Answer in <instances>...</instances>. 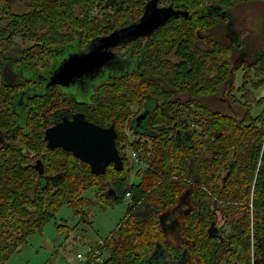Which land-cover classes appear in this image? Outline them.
<instances>
[{
	"label": "trees",
	"instance_id": "trees-1",
	"mask_svg": "<svg viewBox=\"0 0 264 264\" xmlns=\"http://www.w3.org/2000/svg\"><path fill=\"white\" fill-rule=\"evenodd\" d=\"M15 1L21 2L20 8L13 7ZM164 1L188 13L171 16L139 43V66L88 89L87 118L114 123L124 162L122 170L111 166L95 174L70 151L47 150L41 126L33 124V105L40 106L33 101L35 95L21 103L11 94L49 90L48 79L33 74L14 82L2 71L13 69L9 61L47 68L51 50L55 58L83 48L89 38L136 19L146 0H0V129H14L20 144H0V263L32 232L41 230L61 203L83 221L89 212L86 193L95 185L97 195L112 201L123 200L126 192L130 196L124 216L98 247L107 255L84 264H159L147 261L157 242L169 263L220 264L228 259L264 264V92L253 96L246 86L252 69L263 72L253 85L263 83L264 50L259 49L256 60L240 58L241 44L229 45L218 37L224 18L216 9L233 13L241 3L259 1L264 10V0ZM205 9L211 16L201 15ZM15 35L32 43L20 46ZM238 66L245 71L237 85ZM224 93L228 111L211 107L210 100ZM77 103L84 110L86 103ZM254 106L259 108L256 113ZM143 107L147 115L137 126L134 119ZM126 129H132L130 136ZM128 147L142 160L138 182L128 177ZM30 151L45 156L48 181L24 164ZM108 185L118 193L106 195ZM143 206H151V211L140 212ZM220 215L228 224L220 228L221 239L207 231ZM161 221L175 231L173 240L163 233Z\"/></svg>",
	"mask_w": 264,
	"mask_h": 264
},
{
	"label": "rangeland",
	"instance_id": "rangeland-1",
	"mask_svg": "<svg viewBox=\"0 0 264 264\" xmlns=\"http://www.w3.org/2000/svg\"><path fill=\"white\" fill-rule=\"evenodd\" d=\"M224 21L226 29L221 27L223 31L219 29L217 32L219 34L218 37L223 42L229 45L239 43V46L242 43L240 50L246 46L248 52L260 48L264 50V36L262 38V32L264 31V10L261 2L249 1L241 3L235 10V13L228 14L224 18ZM230 25L235 27L231 30L228 28ZM257 38H261V40L259 41ZM14 40L20 46L25 44L20 36L14 37ZM61 51L62 49H59L57 55ZM235 55L236 53L233 55V58ZM62 56H64V51L59 56L53 58L50 66L45 69L52 70L56 63L61 60ZM235 59L233 60L237 63ZM31 63H22L16 68L17 64L13 61L8 62V66L15 71V74L12 76L14 82L22 81L29 76L30 78L33 77V73H30L32 70L29 69V72L26 69L30 67ZM129 63H125L124 69L132 67L128 65ZM37 65L40 66L39 64ZM36 69H38L36 71H41L43 75L47 74L46 71H43V68ZM252 70L249 76H247L246 86L249 90H252L253 93L251 94L253 96H257L264 92V81L260 85L256 84V86L253 85L252 81L258 80L263 75V72L255 74ZM244 71L243 66L235 67L234 81L237 85L241 83ZM235 90V95L239 96L240 92ZM85 95H87L86 92ZM78 97L84 96L81 94ZM218 98L215 97L210 100L211 107L228 111L229 104H226L225 100L222 99L228 98L227 95L225 93L220 94ZM258 110L259 108L254 106L253 112L256 113ZM131 151H133V148L128 147L126 150L128 153ZM139 168L140 166L134 162L128 174L130 182H138L140 180V175L137 173ZM86 196L88 197V203L86 201L85 206L89 212L83 221L78 220V216L73 213V209L69 205L61 203L57 208L55 216L46 222L41 230L32 232L0 264H83L84 261L77 258V253L80 252L86 256L90 250L94 251L98 247L97 243L100 240L104 241L116 228L127 208L126 197L120 201H112L105 196H99L97 195L95 185L87 191ZM221 221L222 218H219L218 222L220 223ZM167 244L172 245L169 241H167ZM106 255L107 252L104 251L101 254V259ZM220 264H231V262L223 260Z\"/></svg>",
	"mask_w": 264,
	"mask_h": 264
},
{
	"label": "flooded vegetation",
	"instance_id": "flooded-vegetation-1",
	"mask_svg": "<svg viewBox=\"0 0 264 264\" xmlns=\"http://www.w3.org/2000/svg\"><path fill=\"white\" fill-rule=\"evenodd\" d=\"M147 1L148 0H146V2ZM20 5H21V2H18V1H15L13 3V7L16 8V9L20 8ZM158 5L162 6V5H168V4H166L164 0H158ZM143 7L141 9V12H140L139 16L136 19H134L132 21H129V22H125V23H121V24L115 25V27L110 29L108 32L101 33V34H98L96 36H93V37L89 38L87 40V42L85 43V46L83 48H81V49H77L76 51L87 50L89 48V46H90L91 40H94L93 43L96 44V43H98V38L99 37L105 36V35L109 34L111 31H113L115 29H118V28H121V27L125 26L126 24H128L130 22L136 21L140 17V15L142 13V10H143ZM174 8H176V7H174ZM177 9H182V8H177ZM216 9H218V13L220 14V16L222 18H226L228 16V14L235 13V11H233V13H231V12H228L225 8H221V7L216 8ZM205 10L206 11L201 10V15L211 16V13H210L211 11H209L207 9H205ZM177 15H184L185 16L186 14L182 13V14H177ZM177 15H175V16H177ZM166 24L167 23L165 22V23L160 24L159 26L163 27ZM225 25H226V23H225V21H223V25L222 26L224 27V29H226ZM234 27L235 26H231L230 25L228 28L232 30ZM151 33L152 32H150L147 35L140 36V37H138L136 39H132V38L126 37L124 35V33L123 34H119L120 40L116 44H114V45L109 47V50L112 53V57H110V59L104 65L96 68L95 71L93 72L94 73L93 76L91 75L92 73H87V74L82 75V77H80V79L76 80L73 84L66 85V86H63V85L62 86H60V85H52V86H48L50 88L49 90L39 89V90H12L11 91V94H14V96L17 99H20L21 103H23V101L29 95H35L37 97V98H34V100L33 99L32 100L40 105L39 108H36L35 105H33V104H35V102L33 104L29 105L28 107L31 108L32 105L34 107L32 111H33V114L35 115V122L36 123H33V124H37V125L41 126L42 138L44 139V144H45V147L47 148V150L62 149L64 151H67V150H65V149H63L61 147H55V148L48 147L47 146V140L44 138L45 129L47 127H49V126L54 125L55 123H57L59 121H62V119L64 117H67V118L71 119L74 113L82 112L84 114V117L87 120L95 122L93 120L88 119L87 115H86V112H87V110L89 108V103H90V100H89V97H90V93L89 92H90V90H88V89L89 88H94L95 86L99 85L100 83L112 82V81L115 80V78L118 75L126 73L127 69H124L125 63L130 62L128 65L132 66L131 68H133V69L136 68V66H139V63H140L139 61L141 60V57H142L141 54L143 53V51L140 50V46L139 45L142 44V42ZM14 37H16V35ZM22 41H24L27 44L28 43H32L31 41H29V40L26 41L23 38H22ZM258 52H259V49H255L253 51H249L248 52V50H247V48L245 46L241 50V53H244V54L240 58H248L249 57V58H252V60H256V57H259ZM52 55H53V53H52V50H51L50 54L48 55L49 59L46 62V63H48L46 66H48L52 62V58H53ZM50 56H51V58H50ZM63 57L64 56H62L61 59ZM171 58H172V61H174L176 59L175 56H171ZM29 62H31V61H24V62H21L20 64L29 63ZM33 63H35V62H32L30 67L26 68L27 71L30 72L29 69H31L32 72H30V73H33L34 75H38L41 78H44V80L46 82V79L49 80V77H50L51 73L53 72L54 68L57 67L59 61H58V63H56V65L53 67V69L50 70L46 75L45 74L43 75V73L41 71H36V70H38L36 68H43V71H45L46 67L41 66V65L38 66L37 64L34 65ZM15 64H17V63H15ZM20 64H17L16 68H18V66ZM131 68H129V69H131ZM2 72H3V74L5 76H8V77L13 76V74L15 73V71L13 69H10V68L4 69ZM2 72L0 73V78H1ZM72 88L73 89L77 88V89L76 90H71ZM5 91H8V90H4V92ZM85 92L87 93V95H85ZM0 94H1V90H0ZM81 94L84 97H78V95H81ZM13 100L14 99L11 100L12 103H13ZM77 102H83V103L85 102L86 103V105H83V109L84 110H82L81 108H77V105H78ZM9 105H11V103H9ZM144 107H146V106H144ZM144 107L141 109V111L139 113L147 112V109H145ZM141 120H143V119H141ZM141 120L137 121L136 119H134V122H135V124L137 126H139ZM95 123H97V122H95ZM97 124H99V123H97ZM110 124L114 125V123H112V122H110L108 124H99V125L107 127ZM126 128H127V126H126ZM131 131H132V129H129V130L126 129V133L129 136L131 135ZM32 137L36 138V135H34ZM0 144H4L3 146L10 145L11 147H16V148L19 147V145H20L19 144V140L15 137L14 129L11 130V131L10 130L9 131L8 130L2 131L0 129ZM137 154H138V158H139L140 156H139V152L138 151H137ZM126 156H127L126 157V165L128 167L132 168L134 162H136V164L138 166H141V164H142V160L141 159H139L138 161H134L131 158L130 153H128V152H127ZM24 159H26L24 164L29 165L32 168V170L36 173V176H38V178H44L47 181L51 178V174L48 171L45 170V156H43L42 153L41 154H36V153L30 151V152H28V154H25ZM88 166H89V164H88ZM111 166L113 167L112 163L108 164L106 166V169L111 167ZM123 168H124V162H123ZM89 169H90V166H89ZM104 192H105L106 195H110V196L111 195H116L118 193L117 189L115 187H113L112 185H108L105 188ZM186 203H188V202H186ZM186 205L187 204H183V205H181V207H183V206L186 207ZM191 207H192V205H191V202H190L189 208L191 209ZM150 208H151V206H146V207L143 206V207H141L140 212H145V213L149 212V211H151ZM219 218H222V221L220 223L218 222ZM219 218L217 219V221H214V220L211 221V223L207 227V231L210 228V231L212 233L210 235L219 237L221 239L223 237H222V232L220 231V228L228 227V224H226L225 217H222L220 215ZM165 223L168 226L169 222L167 221V217H166ZM170 223H172V228H175V223H177L176 217L174 219H172ZM212 223L214 224V226H211ZM161 226H162V228L164 227V231L165 232H163V233H165V236L169 240L170 239L173 240L172 233L175 232V231L168 230L165 227V225H164V221L163 222L161 221ZM222 240H224V239H222ZM163 251L164 250H162V249H158L157 253L154 256H149V258H147V261H149V263H151V261H156L159 264H175V263H169V261H167L168 260L167 259L168 258V256H167L168 253L166 254V256H167L166 259L167 260L164 258V256H162L163 255L162 254ZM224 260H226L227 262L229 261L228 259H224ZM234 263H236V262H233L231 264H234Z\"/></svg>",
	"mask_w": 264,
	"mask_h": 264
},
{
	"label": "water",
	"instance_id": "water-1",
	"mask_svg": "<svg viewBox=\"0 0 264 264\" xmlns=\"http://www.w3.org/2000/svg\"><path fill=\"white\" fill-rule=\"evenodd\" d=\"M182 13L187 14V11L174 8L170 4L159 6L158 0H148L136 21L99 37L96 44L91 40L87 50L68 52L54 68L47 85L66 86L73 84L84 74L92 73L93 76L95 69L112 57L109 47L120 40L119 34L124 33L126 37L136 39L149 34L171 16ZM146 114L147 112H141L136 116V120L140 121ZM116 137L117 131L113 124L104 127L87 120L82 112L74 113L71 119L64 117L62 121L47 127L44 133L48 147H61L72 152L75 157L88 163L90 170L95 174L104 173L110 163L116 170L123 168V159L116 146ZM211 226L214 224L212 223ZM208 232L212 234L210 228ZM157 251L158 242L150 256H154ZM162 254L165 256L164 253Z\"/></svg>",
	"mask_w": 264,
	"mask_h": 264
},
{
	"label": "built area",
	"instance_id": "built-area-1",
	"mask_svg": "<svg viewBox=\"0 0 264 264\" xmlns=\"http://www.w3.org/2000/svg\"><path fill=\"white\" fill-rule=\"evenodd\" d=\"M130 156L134 161H138V154L137 151L133 149V151L130 152ZM126 198L129 199V192H126L125 194ZM104 241L100 240L97 245L98 247L103 244ZM96 248L94 251L90 250V252L85 256L82 253H77V258L80 259L81 261L89 262V263H95V262H100L101 261V251L99 248ZM92 249V248H91ZM83 263V264H84Z\"/></svg>",
	"mask_w": 264,
	"mask_h": 264
}]
</instances>
